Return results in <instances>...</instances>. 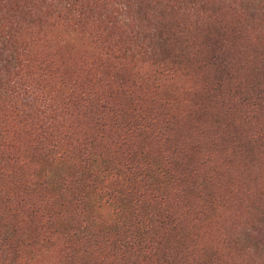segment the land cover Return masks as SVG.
<instances>
[{
    "label": "trees",
    "instance_id": "1",
    "mask_svg": "<svg viewBox=\"0 0 264 264\" xmlns=\"http://www.w3.org/2000/svg\"><path fill=\"white\" fill-rule=\"evenodd\" d=\"M99 2L101 13L134 28L127 37L151 45L143 55L154 51L159 62L148 79L166 89V81L189 70L204 87L195 88L184 116L168 107L172 101L139 92L133 78L107 93L113 83L98 78L89 62L67 79L53 60L25 64L39 78L17 85V109L0 111V264H29L35 245H56L53 231L64 224L70 225L62 228L67 233L53 264H215L214 246H199L196 224L220 202L249 199L254 185L246 179L264 175V0ZM115 95L132 108L120 113ZM111 117L112 126H101ZM79 118L96 124L68 125ZM113 135L117 140L107 143ZM45 164L70 171L53 176L39 171ZM217 173L228 186L219 185ZM101 209L110 211L107 221ZM78 210L95 224L79 222Z\"/></svg>",
    "mask_w": 264,
    "mask_h": 264
},
{
    "label": "rangeland",
    "instance_id": "2",
    "mask_svg": "<svg viewBox=\"0 0 264 264\" xmlns=\"http://www.w3.org/2000/svg\"><path fill=\"white\" fill-rule=\"evenodd\" d=\"M176 3V2H175ZM99 0H0V111L6 109H17L21 101L15 99L19 95L20 88L27 82H33L39 76L33 74L34 71L26 69L25 64L32 66L47 60H53L59 68V73L64 74V78H76V65L82 62L93 64L94 73L106 82L113 83L106 88L107 93L118 91V84L121 78L129 77L140 83V91L149 89V97H162V100H170L172 105L168 106L175 114H184L193 104V97L198 94L196 87H204L200 76L196 77L187 70L185 75H180L176 80L166 81V89L163 81H153L148 79L154 71H158L155 62L158 57L154 51L147 50L143 55L145 46L151 45L142 37H127V33H132L134 28L124 25V19L116 18L108 14L101 13ZM101 13V15H100ZM106 18V21L104 20ZM135 34V32L133 33ZM106 38V39H105ZM105 39V40H104ZM144 44V45H143ZM207 58L203 53L198 59L205 61ZM6 59L5 61H1ZM57 73L53 69L46 73L47 87H53L52 76ZM175 88L177 90L174 94ZM57 100L58 97L56 98ZM125 99L120 95L114 96V103L118 110L128 112L131 105H124ZM149 99L147 103L151 102ZM171 112V111H170ZM31 114V112H30ZM29 116V111H27ZM81 116V115H79ZM94 116V115H85ZM113 117V116H112ZM101 122V126L107 123L112 126L113 118ZM92 118H79L68 124L79 130H86L95 126L96 120ZM118 121V120H117ZM103 124V125H102ZM106 129V127H105ZM92 129H90L91 131ZM108 131V130H107ZM117 140L116 135L108 139ZM118 141H122L119 139ZM138 145L149 143L139 140ZM40 169L46 168L53 176H57L58 166L53 168L48 164L40 165ZM243 175L247 173L241 169ZM219 185L228 186L226 179L217 173ZM264 175L263 172L253 173L248 180L254 185L253 194L246 199L244 195L239 199L235 196L228 201L220 202L216 209L211 210L210 215L204 217L200 229H196L199 235L200 247L214 246L215 254L212 259L215 264H230L229 258L234 264H264ZM222 196H229L226 190L219 189ZM56 197L54 190L50 191ZM182 197L189 196L183 192ZM237 198V200H236ZM239 203V205H238ZM214 210H216L214 212ZM99 218L107 221L110 218L108 209H101ZM77 217L83 225H94L85 215L78 210ZM76 223V222H74ZM70 224L58 226L54 230V244L50 246L39 242L35 245L31 261L29 264H53L62 253V238L67 232L62 229ZM187 230V228H184ZM184 230V231H185ZM190 231V229H188ZM44 235L49 232L42 230ZM185 237L191 235L186 233ZM178 239V235L175 237ZM29 248V247H28ZM228 250L235 251V255L228 253ZM212 251V252H213ZM210 252V253H212ZM210 253L205 255V260H210ZM25 256V255H24ZM243 258V259H242Z\"/></svg>",
    "mask_w": 264,
    "mask_h": 264
}]
</instances>
